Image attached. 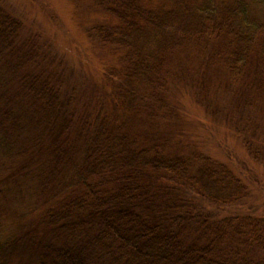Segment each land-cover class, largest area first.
I'll return each mask as SVG.
<instances>
[{
    "label": "trees",
    "instance_id": "trees-1",
    "mask_svg": "<svg viewBox=\"0 0 264 264\" xmlns=\"http://www.w3.org/2000/svg\"><path fill=\"white\" fill-rule=\"evenodd\" d=\"M92 3L113 22L88 38L126 51L119 79H105L110 114L95 96L83 114L80 95L31 67L22 23L0 6V218L30 204L0 239V264H264V217L229 213L248 194L242 181L169 139L144 145L135 125L139 110L151 121L171 112L180 52L217 46L230 79L253 63L264 70V0Z\"/></svg>",
    "mask_w": 264,
    "mask_h": 264
},
{
    "label": "rangeland",
    "instance_id": "rangeland-1",
    "mask_svg": "<svg viewBox=\"0 0 264 264\" xmlns=\"http://www.w3.org/2000/svg\"><path fill=\"white\" fill-rule=\"evenodd\" d=\"M145 1L153 6L158 3ZM0 6L22 23L21 43L30 53L31 67L41 69L61 92L68 95L74 90L80 95L78 103L83 114L95 106L91 96L105 98L107 112L113 111V97L107 94L105 79H119L115 70L122 67L120 60L126 51L88 38V30L110 19L94 8L92 0H0ZM222 58L217 46L180 52L171 66V112L164 121H151L148 112L139 110L135 125L143 131L139 135L144 145L169 139V148L176 153H204L226 166L248 192L229 206V213L264 217V70L253 63L249 70H240L230 79L222 68ZM156 114L162 112L157 110ZM247 147L256 152L259 162L253 161ZM28 206L29 200L15 207L16 215L0 218V239L14 236L15 222L25 220ZM217 215L227 213L218 211ZM24 263L33 264L20 255L9 262Z\"/></svg>",
    "mask_w": 264,
    "mask_h": 264
}]
</instances>
